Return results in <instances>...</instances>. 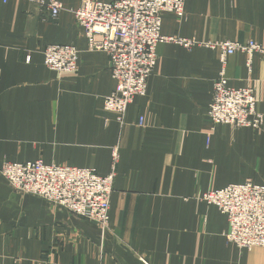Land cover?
I'll return each mask as SVG.
<instances>
[{
  "label": "crops",
  "instance_id": "1",
  "mask_svg": "<svg viewBox=\"0 0 264 264\" xmlns=\"http://www.w3.org/2000/svg\"><path fill=\"white\" fill-rule=\"evenodd\" d=\"M56 1L57 20L26 0L0 1V171L41 161L114 174L110 227L20 194L0 172V264H264V248L229 243L227 217L202 201L231 185L264 186V124L214 126L208 116L222 72L231 87L253 89L264 113V56L223 64L204 46H264V0H186L184 18L164 14L162 36L197 44L158 46L147 94L123 125L104 109L116 85L107 54L91 52L76 23L82 0ZM52 45L77 48L76 72L46 67Z\"/></svg>",
  "mask_w": 264,
  "mask_h": 264
},
{
  "label": "built area",
  "instance_id": "2",
  "mask_svg": "<svg viewBox=\"0 0 264 264\" xmlns=\"http://www.w3.org/2000/svg\"><path fill=\"white\" fill-rule=\"evenodd\" d=\"M7 3L9 0H0ZM37 4L49 17L57 20L62 5L56 0H26ZM186 0H117L102 3L82 0L74 12L79 28L84 31L91 52H104L115 81L114 92L104 100V109L115 114L120 125L136 97H145L148 81L158 60V46L178 42L186 48L197 44L194 40H173L162 36L164 14L185 17ZM207 48L219 55L225 64L235 54L264 56V46L256 42H209ZM79 51L74 46L52 45L44 52L46 67L53 72L71 74L78 69ZM208 116L214 126L259 130L264 113L257 110L251 88L236 89L229 85L225 72L214 83L213 99ZM143 126V119L140 121ZM114 160L118 155L114 152ZM1 174L10 186L24 195L44 199L96 224L102 232L110 227V199L114 174L99 176L90 168H74L41 161L28 163L6 162ZM202 201L215 206L227 217V241L242 251L264 248V186L251 182L209 191Z\"/></svg>",
  "mask_w": 264,
  "mask_h": 264
}]
</instances>
